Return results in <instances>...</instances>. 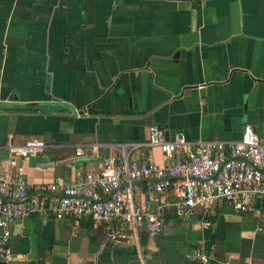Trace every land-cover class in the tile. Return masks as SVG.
Wrapping results in <instances>:
<instances>
[{
	"label": "crops",
	"instance_id": "1",
	"mask_svg": "<svg viewBox=\"0 0 264 264\" xmlns=\"http://www.w3.org/2000/svg\"><path fill=\"white\" fill-rule=\"evenodd\" d=\"M152 124L171 140L236 141L247 124L264 139V0H0V164L8 144L41 138L27 180L73 182ZM125 151L165 164L158 146ZM163 217L161 233L116 245L106 223L34 213L12 223L8 262L192 264L206 236L215 259L264 264V200Z\"/></svg>",
	"mask_w": 264,
	"mask_h": 264
},
{
	"label": "built area",
	"instance_id": "2",
	"mask_svg": "<svg viewBox=\"0 0 264 264\" xmlns=\"http://www.w3.org/2000/svg\"><path fill=\"white\" fill-rule=\"evenodd\" d=\"M158 146L165 164L154 159H131L126 146ZM49 143L30 138L7 145L8 159L0 164V257L11 259L12 223L34 213H52L75 223L91 219L106 223V238L121 245L133 240L139 245L140 231L148 226L153 235L162 232L164 209L175 206L180 214L207 213L216 200L240 212H255L264 200V139L247 124L236 141H190L184 132L168 139L157 124L148 128L146 141L121 143L120 156L107 155L98 173L67 182L31 184L25 175V160L44 152ZM96 149V147H94ZM82 148L77 149V154ZM145 182V185L140 184ZM208 228L209 222L204 221ZM202 236L187 254L192 264H233L215 259Z\"/></svg>",
	"mask_w": 264,
	"mask_h": 264
},
{
	"label": "water",
	"instance_id": "3",
	"mask_svg": "<svg viewBox=\"0 0 264 264\" xmlns=\"http://www.w3.org/2000/svg\"><path fill=\"white\" fill-rule=\"evenodd\" d=\"M54 223H53V221H48L47 223H46V228H51L52 227V225H53ZM0 264H9V262L7 261V260H5V259H2L1 257H0Z\"/></svg>",
	"mask_w": 264,
	"mask_h": 264
}]
</instances>
